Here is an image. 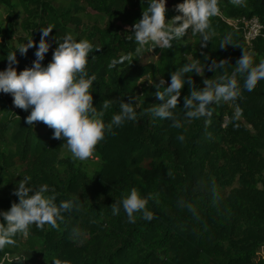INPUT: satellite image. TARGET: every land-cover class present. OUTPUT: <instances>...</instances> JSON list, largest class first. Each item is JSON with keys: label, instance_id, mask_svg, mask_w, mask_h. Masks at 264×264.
Returning a JSON list of instances; mask_svg holds the SVG:
<instances>
[{"label": "trees", "instance_id": "16d2710c", "mask_svg": "<svg viewBox=\"0 0 264 264\" xmlns=\"http://www.w3.org/2000/svg\"><path fill=\"white\" fill-rule=\"evenodd\" d=\"M180 2L165 0L166 20L179 14ZM218 5L211 18L215 35L206 46L186 30L169 49L137 54L138 45L128 37L146 0H0V70L13 50L18 73L31 67L42 28L53 25L42 64L52 59L54 36L71 32L88 39L100 47L89 53L86 65L97 78L93 105L100 110L105 99L111 101L105 123L119 111L120 100L137 111L136 121L113 126L93 156L80 161L65 152L63 138L54 139L45 123H26L30 108L16 107L10 93L0 92V210L18 202L14 189L25 176L34 187L47 185L46 194H55L57 204L74 201L57 227L32 225L26 236L17 234L14 245L0 250V264H54L55 258L69 264H264V80L249 92L237 75L241 95L235 101L210 104L207 116L184 115V97L192 87L230 75L243 51L255 63L264 59V0H246L244 6L218 0ZM241 17L257 18L261 25L250 42L241 25L227 22ZM30 36L33 47L21 54L15 48ZM225 37L230 43L221 47ZM127 55L132 62L108 67ZM193 59L204 71L184 74L173 109L182 126L173 127L172 120L150 111L162 102L156 85L163 78L167 86L170 73ZM213 60L226 62L215 71L208 67ZM132 187L151 193L147 207L153 219L136 214L130 223L122 207L112 214L111 204Z\"/></svg>", "mask_w": 264, "mask_h": 264}, {"label": "clouds", "instance_id": "9594fccd", "mask_svg": "<svg viewBox=\"0 0 264 264\" xmlns=\"http://www.w3.org/2000/svg\"><path fill=\"white\" fill-rule=\"evenodd\" d=\"M234 6H244L246 0H231ZM147 7L142 16L132 25L129 39H134L138 45L135 52L140 54L146 49L159 47L169 49L173 41L180 40L186 30L199 35L201 47L212 40L215 35L211 26V18L219 13L218 0H182L175 5L179 14L170 19L165 18V0H146ZM53 25L43 27L36 46L35 57L31 67L16 71L15 51L7 54L8 65L0 70V92L10 93L12 103L21 109H31L25 117L31 126L35 121H42L53 129V138L61 139L73 158L84 161L93 156L97 144L105 138L106 132H112L113 126H121L126 121H136V107L130 102L120 100L119 111L111 116V121L105 123V110L111 106V101L105 99L100 110L93 105L91 89L96 81L94 73L86 70L89 53L95 48L88 39H77L71 32L65 33L59 39L54 36L56 46L52 51V59L42 64L50 43L45 39L49 36ZM27 43H20L15 49L21 54L33 47V40L25 38ZM230 37H225L220 46L230 43ZM139 56V55H137ZM136 56V57H137ZM131 55L112 59L108 64L111 69L124 60L132 62ZM225 60L218 63L213 60L209 69H222ZM236 67L229 75H220L216 80L205 79L203 88L192 87L190 94L184 97V115L188 118H199L210 115L208 106L214 102L235 101L241 95V87L237 75L243 76V89L251 92L258 81L264 80V59L254 62L253 55L243 51L236 62ZM195 71L202 74L204 66L198 60L176 68L170 73V83L165 85L163 78L156 85L157 98L162 101L150 111L160 119H170L173 127H181L173 109L177 107L181 88L185 83L184 74ZM151 82V80L149 81ZM239 114V113H237ZM178 139L183 140V136ZM31 177L25 176L19 180L14 194L19 198L6 211L0 210V250L5 246L14 245L17 234L27 235L30 226L43 228L44 225L57 227V221L63 219L62 213L71 210L73 200H62L57 204L55 194L47 195L49 188L45 184L33 186ZM151 193L142 195L137 187H132L122 198L112 203V214L117 215L122 207L128 222L134 223L140 214L144 220L153 219L154 213L147 207ZM191 208V206L189 205ZM74 234H79L74 230ZM21 260V259H19ZM54 264H69L58 258L52 259Z\"/></svg>", "mask_w": 264, "mask_h": 264}, {"label": "built area", "instance_id": "2783aa9c", "mask_svg": "<svg viewBox=\"0 0 264 264\" xmlns=\"http://www.w3.org/2000/svg\"><path fill=\"white\" fill-rule=\"evenodd\" d=\"M227 22L233 26H236L237 24L239 26L241 25L247 42H250L261 29V25L259 24L257 18L241 17L237 20H227Z\"/></svg>", "mask_w": 264, "mask_h": 264}, {"label": "rangeland", "instance_id": "374dc122", "mask_svg": "<svg viewBox=\"0 0 264 264\" xmlns=\"http://www.w3.org/2000/svg\"><path fill=\"white\" fill-rule=\"evenodd\" d=\"M65 152H66L67 154H71V152H70L69 150H65ZM71 155H72V154H71ZM260 252L264 254V248H261V249H260Z\"/></svg>", "mask_w": 264, "mask_h": 264}]
</instances>
